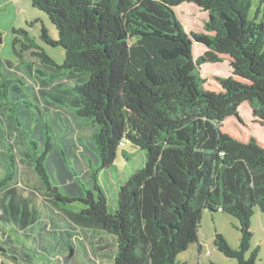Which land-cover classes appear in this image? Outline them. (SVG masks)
<instances>
[{
	"label": "trees",
	"instance_id": "1",
	"mask_svg": "<svg viewBox=\"0 0 264 264\" xmlns=\"http://www.w3.org/2000/svg\"><path fill=\"white\" fill-rule=\"evenodd\" d=\"M31 2L56 27V38L44 27L41 37L64 59L57 63L24 28H13L14 53L38 58L41 97L55 88L60 98L74 95L63 109L43 100L46 116L32 128L28 110L8 103L15 79L0 83V252L8 254L5 242L29 256L30 226L45 206L43 229L64 222L111 236L113 264H188L178 257L201 254L207 209L239 221L238 246L219 232L214 246L234 264H257L258 247L247 252L254 208L264 215V19H248L250 0ZM183 3L207 12L203 29H185L174 11ZM63 70L87 78L61 88ZM88 124L98 165L85 168V182L65 151L84 155ZM125 142L143 149L145 162L120 184L109 212L98 173L114 166ZM76 201L78 210L65 207Z\"/></svg>",
	"mask_w": 264,
	"mask_h": 264
},
{
	"label": "rangeland",
	"instance_id": "2",
	"mask_svg": "<svg viewBox=\"0 0 264 264\" xmlns=\"http://www.w3.org/2000/svg\"><path fill=\"white\" fill-rule=\"evenodd\" d=\"M176 16L183 24L186 30L199 31L203 29V23L207 19V12L194 3H183L174 7ZM248 19L260 21L264 19V0H250V6L247 13ZM44 27L51 38H56L58 32L56 27L49 20L47 14L34 7L31 0H0V83L5 78H14L15 80L9 84L8 103L10 107L15 106L16 112L25 115L24 111L28 110L30 114L31 127L35 125V121H39L44 114V101H48L55 107L64 108V105H70L73 99V93L66 91L61 98L58 97V88L49 90L48 93L41 97L38 86H44L45 76L34 70L38 68V58L31 54L30 50H23L21 58L16 56L13 49L14 32L13 28H24L34 41L57 63H62L64 59V51L60 45L53 46L46 43L41 37V28ZM21 37V36H20ZM196 52L198 46H194ZM30 67V70H29ZM219 72L225 71L224 64L215 67ZM65 81H61V88H68L75 83H81L87 78L86 73H74V77H69L70 72L63 70ZM19 78V80H18ZM62 80V79H60ZM3 89V86H0ZM43 89V88H42ZM58 97V101L54 98ZM44 100V101H43ZM1 102V101H0ZM3 103V102H1ZM47 106V105H46ZM245 115L247 113L245 112ZM50 119V116H48ZM87 121V119H85ZM59 122V121H58ZM67 123V122H66ZM86 125L83 128L82 141L86 150L82 154L67 153L65 151V163L86 182L83 171L87 166L95 168L98 161L95 158V150L91 146V133L93 127ZM63 128V125H62ZM60 141V140H59ZM61 143L63 141H60ZM57 141V143H60ZM145 162V151L138 148L130 142H125L118 146L114 166L99 171L98 178L103 187L106 199L107 209L114 212L117 206V191L120 184L125 181L129 175L142 167ZM21 171L25 172L28 168L20 165ZM25 181V178H22ZM39 203H41L38 200ZM42 204V203H41ZM81 203L73 202L66 204L65 207L78 210ZM44 208V209H43ZM40 206L37 218L39 222L30 226V252L29 256L18 252L20 246L16 248V244L1 243L8 248V254H13L15 259L10 258L0 252V264H99L96 251L89 250V246L83 241L81 236H73L70 238L68 232L60 234L59 230L43 229V224L50 223V218L46 212L45 206ZM63 228L67 224L62 222L59 225ZM60 225V226H61ZM239 221L236 217L227 213L216 212L214 215L207 209L204 210L199 227V236L202 242V253L189 252L180 254L179 260H187L188 264H206L213 261L216 264H234L236 260L225 256L221 253L213 243L215 232L221 233L226 241L232 247L238 246L239 231L237 226ZM250 229L252 231V240L247 256L250 252L258 247L257 264H264V215L259 207H255L250 218ZM39 231L38 237L35 236ZM95 233L90 230L89 233ZM12 235V233L10 232ZM19 239H23V234H18ZM110 246V242H109ZM15 250H12V249ZM115 249V242H114ZM17 251V252H16ZM91 254L95 258L91 257ZM103 264H113L112 252L103 254ZM96 260V261H95ZM97 262V263H95Z\"/></svg>",
	"mask_w": 264,
	"mask_h": 264
},
{
	"label": "crops",
	"instance_id": "3",
	"mask_svg": "<svg viewBox=\"0 0 264 264\" xmlns=\"http://www.w3.org/2000/svg\"><path fill=\"white\" fill-rule=\"evenodd\" d=\"M58 227H56V228H57V230H59V233L61 235L66 233V232H64L65 228H63V225H61L59 228ZM67 229H69V232L68 231L67 232H68V235L70 236V238H72L73 236H81V238H83L84 243L86 244V242H87V244L89 246L88 248L91 251V253H93V251H96L97 255H101V257L98 258L99 264H103V260H104L103 254L108 252L109 250H111V252H112V250L114 249V240L108 234L102 233L100 231H96V230L91 229V228L75 227V226H71L69 224L66 227V230ZM4 230H5V228H4ZM90 230H94L95 233H93V232L89 233ZM199 238H200V236H199ZM109 242H110V246H109ZM200 243H201V247H202L201 238H200ZM194 247L195 246L191 247L192 251L195 250ZM91 257L95 258V256L93 254H91Z\"/></svg>",
	"mask_w": 264,
	"mask_h": 264
}]
</instances>
